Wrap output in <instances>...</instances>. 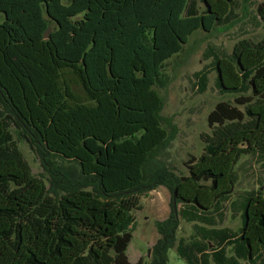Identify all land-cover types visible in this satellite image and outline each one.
<instances>
[{"label": "trees", "instance_id": "1", "mask_svg": "<svg viewBox=\"0 0 264 264\" xmlns=\"http://www.w3.org/2000/svg\"><path fill=\"white\" fill-rule=\"evenodd\" d=\"M236 4L0 0V264H146L130 262L126 250L139 196L160 184L173 208L157 224L149 264H168L176 205L201 215L229 197L238 162L264 154V1L256 8L262 37L238 39L213 61L218 87L240 93L243 109L220 101L208 113L211 131L186 162L188 174L153 156L167 138L160 116L166 62L197 30L227 23ZM12 126L37 149L48 182L32 173ZM240 216L237 237L214 235L218 264H253L264 252V195L246 196ZM224 239L232 258L223 254ZM176 249L197 264L188 246ZM196 253L207 264L205 251Z\"/></svg>", "mask_w": 264, "mask_h": 264}, {"label": "rangeland", "instance_id": "2", "mask_svg": "<svg viewBox=\"0 0 264 264\" xmlns=\"http://www.w3.org/2000/svg\"><path fill=\"white\" fill-rule=\"evenodd\" d=\"M262 1L264 0H237L227 23L208 32L197 30L183 50L166 62L164 86L160 88L163 98L160 116L167 138L153 158L174 174H188L186 162L202 152L204 142L201 135L211 131L207 116L218 102L228 101L243 109V105L235 102V97L240 93L224 92L218 87L213 61L216 55H229L238 39L251 38L257 41L262 37L263 26L256 12L257 5ZM11 131L32 173L48 182V173L35 146L30 145L13 126ZM54 162L64 170L73 168L72 164L61 162L57 158ZM235 173L237 183L234 191L225 200L219 201L211 211L199 215L188 205H176L178 226L174 245L168 250V264H188L177 252L179 243L188 246V254L191 258L195 257L197 264H201L196 253L198 248L205 251L207 264H218L216 256H211V248L215 247L217 241L214 235L227 232L230 236L237 237L241 229L242 201L251 194L264 195V154L243 157L238 162ZM144 192L139 196L141 208L134 213L132 239L126 254L130 262L143 257L146 264H149L151 256L148 249H152L161 237L157 224L170 216L173 204L171 192L164 185L148 188ZM226 240L223 254L226 258H232L233 250L231 245L226 244ZM262 257L264 252L253 264H259ZM236 264L251 263L240 259Z\"/></svg>", "mask_w": 264, "mask_h": 264}, {"label": "water", "instance_id": "3", "mask_svg": "<svg viewBox=\"0 0 264 264\" xmlns=\"http://www.w3.org/2000/svg\"><path fill=\"white\" fill-rule=\"evenodd\" d=\"M174 205H175V203H174Z\"/></svg>", "mask_w": 264, "mask_h": 264}]
</instances>
